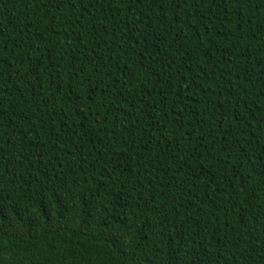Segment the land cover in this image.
<instances>
[{
  "label": "trees",
  "instance_id": "trees-1",
  "mask_svg": "<svg viewBox=\"0 0 264 264\" xmlns=\"http://www.w3.org/2000/svg\"><path fill=\"white\" fill-rule=\"evenodd\" d=\"M0 264H264V0H0Z\"/></svg>",
  "mask_w": 264,
  "mask_h": 264
}]
</instances>
